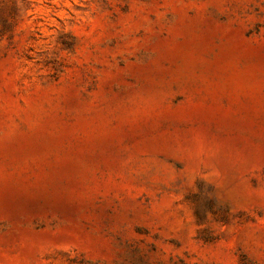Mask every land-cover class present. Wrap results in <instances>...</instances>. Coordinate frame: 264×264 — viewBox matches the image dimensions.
Masks as SVG:
<instances>
[{
    "label": "rangeland",
    "instance_id": "1",
    "mask_svg": "<svg viewBox=\"0 0 264 264\" xmlns=\"http://www.w3.org/2000/svg\"><path fill=\"white\" fill-rule=\"evenodd\" d=\"M0 264H264V0H0Z\"/></svg>",
    "mask_w": 264,
    "mask_h": 264
}]
</instances>
